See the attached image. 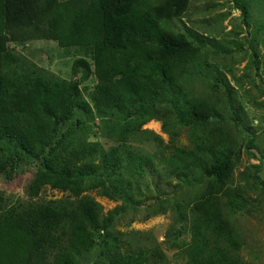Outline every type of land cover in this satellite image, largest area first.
Instances as JSON below:
<instances>
[{
	"label": "trees",
	"instance_id": "1",
	"mask_svg": "<svg viewBox=\"0 0 264 264\" xmlns=\"http://www.w3.org/2000/svg\"><path fill=\"white\" fill-rule=\"evenodd\" d=\"M233 1L251 26L248 2ZM189 2L0 0V176L10 179L19 165L35 161L38 167L27 187L31 197L47 184L77 195L91 185L122 201L106 215L88 195L64 204L49 201L1 210L0 264H37V256L61 239L65 248L50 264H82L96 248L100 261L95 264H152L155 253L143 247L131 249L111 227L126 212L138 210L140 201L135 197L141 184L148 185L151 172L164 163L186 184L206 183L195 204L198 219L183 264H254L243 260L231 219L246 198L228 187L237 156L230 143L206 139L192 149L179 146L172 160L163 152L136 150L128 144L166 107L185 125H205L222 117L207 99H190L180 84L181 72L199 58L201 49L169 23ZM36 39L92 49L100 82L93 103L109 123L108 137L115 144L105 148L99 141L78 138L83 123L78 112L93 115L78 79L57 84L38 75L15 84L13 79L21 78L9 72L13 64L5 59L8 43ZM86 69L90 64L85 58L72 66L75 76ZM2 202L0 196V207Z\"/></svg>",
	"mask_w": 264,
	"mask_h": 264
},
{
	"label": "rangeland",
	"instance_id": "2",
	"mask_svg": "<svg viewBox=\"0 0 264 264\" xmlns=\"http://www.w3.org/2000/svg\"><path fill=\"white\" fill-rule=\"evenodd\" d=\"M164 1L149 0L151 4ZM246 1L253 14L251 26L245 23L233 0H190L186 10L169 23L172 30L188 35L201 49L199 58L181 72L184 92L193 101L207 99L222 117L205 125H185L166 107L160 111V118L145 122L128 144L136 150L163 152L172 160L179 146L192 149L195 143L206 139L209 143H230L237 156L228 187L239 190L246 198L244 207L231 216L239 237L240 254L244 261L264 264V0ZM80 58L88 60L90 69L75 76L72 66ZM5 59L13 64L10 74L21 78L13 79L15 84H23L38 75L57 84L78 79L83 96L93 110V115L78 112L77 117L83 119L78 138L99 141L105 148L115 144L108 137L109 123L96 112L93 103L100 82L90 47L62 46L51 39L9 42ZM37 167L35 161L25 163L17 167L10 179L0 176L3 198L0 211L20 210L49 201L64 204L79 201L85 195L96 200L105 215L122 204L91 185L77 195L47 184L31 197L27 187ZM151 173L148 185L142 183L135 197L140 201L138 210L120 216L111 230L131 249L143 247L151 250L152 255L155 253L152 264H183L187 260L185 247L192 240L194 222L198 219L195 204L206 191V183L186 184L167 163ZM65 244L61 239L45 248L37 256V264L53 263ZM99 253V248L94 249L82 264L99 262Z\"/></svg>",
	"mask_w": 264,
	"mask_h": 264
}]
</instances>
